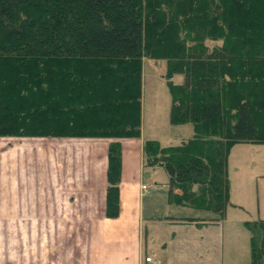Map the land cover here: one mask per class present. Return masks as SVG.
<instances>
[{"label": "trees", "instance_id": "trees-1", "mask_svg": "<svg viewBox=\"0 0 264 264\" xmlns=\"http://www.w3.org/2000/svg\"><path fill=\"white\" fill-rule=\"evenodd\" d=\"M146 58L166 60L171 122L194 128L179 145L144 140L146 161L165 167L171 203L221 218L232 146L264 143V0H0V136L111 139L105 213L117 217ZM245 225L264 264V220Z\"/></svg>", "mask_w": 264, "mask_h": 264}, {"label": "crops", "instance_id": "crops-1", "mask_svg": "<svg viewBox=\"0 0 264 264\" xmlns=\"http://www.w3.org/2000/svg\"><path fill=\"white\" fill-rule=\"evenodd\" d=\"M90 138L98 139L94 144L103 149L104 159L95 157L100 155L96 153L91 158L96 161L95 166L93 163V167H84L87 172L70 174L69 180L77 175L76 180L83 181V187L77 186L78 189L70 183L68 188L60 187V148L56 150L58 159L45 157L46 142L35 145L30 153L31 160L38 161L33 165L37 166L38 176L33 188L32 180L23 174L27 169L22 158L21 164L13 160L0 164L5 175H21L15 179L6 176L3 181L0 178V229L9 233L16 228L20 234H0V264H253L252 234L245 221L264 220V184L252 187L254 179L258 184L264 179V159L256 155L264 149V143L240 142L232 146L228 168L232 163L233 170L239 173L246 165L241 172L248 171V180L244 189L238 191L239 183L236 188L228 169L230 201L223 216L216 218L209 210L188 203H171L169 175L156 182L158 186L153 191L150 184L149 191H143L142 185L147 182L141 174V163L147 162L144 140L125 138L120 214L109 217L105 210L107 150L111 139ZM238 144L245 146L242 157ZM14 156L8 158L15 160ZM62 227L88 230L83 236L62 237L56 232ZM29 228H36V233L30 234ZM49 228L52 235L46 233Z\"/></svg>", "mask_w": 264, "mask_h": 264}, {"label": "rangeland", "instance_id": "rangeland-1", "mask_svg": "<svg viewBox=\"0 0 264 264\" xmlns=\"http://www.w3.org/2000/svg\"><path fill=\"white\" fill-rule=\"evenodd\" d=\"M220 43V41H210L209 44L211 46ZM166 60L165 59H152L146 58L143 61L142 67V82H143V96H142V134L141 137L143 140L153 139L157 140L161 147L170 146V145H179L184 141H187L194 134V128L192 123H177L174 124L171 122V92L169 89L168 81L169 79L165 76L166 73ZM184 76L182 74H175L171 80L176 83L182 82ZM137 139V138H136ZM98 139H92L90 137L83 138H66V137H55V138H40L38 136H28V137H18V136H0V164H6L10 160L19 161L21 164V158L23 165H25V172H23L25 177L31 179V188L35 185V180L38 182L37 176V166L38 163L36 161H32L30 153L34 151L35 145H44L45 147V157H49L50 159H58L56 150L60 148L61 162L60 166V187L62 189L68 188L69 183L72 187L81 186L83 181L76 180L77 175L74 179V176L69 180V176L74 171H79L76 174H79L81 171L87 172L88 169L85 170L84 167H93L96 165V161L92 158V155L99 153V156H103V149L100 148L94 142ZM101 141V140H99ZM102 140L101 142H104ZM46 142V144H45ZM99 142V143H101ZM102 144V143H101ZM126 145V143H125ZM135 145V144H134ZM238 148H241L240 157L244 156L245 146L238 144ZM257 147V146H255ZM244 148V149H243ZM248 150L249 148L246 147ZM96 149L97 152H94ZM98 149V150H97ZM236 149V148H235ZM42 151V150H41ZM126 155H128L127 149ZM15 155L13 158H8L11 155ZM17 155V156H16ZM256 155H260L264 159V149H261L259 153ZM229 156V155H228ZM229 158V157H228ZM102 159H104L102 157ZM242 161L243 159L240 158ZM95 161V162H94ZM141 174L145 181L151 185V190L157 187L158 184L156 182H161L163 177L168 176V173L165 167L157 166L152 167L147 162L141 163ZM14 166V165H13ZM230 174L232 175V181L234 183H239L237 190L244 189L245 183L248 180V171L243 174L244 169H246V165H242V170L237 173L233 170V164L229 163ZM74 168H78L73 170ZM228 168V169H229ZM132 168H129L131 170ZM14 170V169H13ZM70 170V171H69ZM6 172V171H2ZM0 171V178L3 181V178L6 176H10V174L5 175ZM12 176L10 178H20V173L16 175L12 172ZM41 174V173H40ZM40 177V176H39ZM41 179V177H40ZM42 182V181H41ZM145 182V183H147ZM40 183V181H39ZM264 184V179H260L258 184V180L254 179L252 182V187H262ZM78 189V187H77ZM1 213V212H0ZM35 214V213H33ZM32 214L30 213V216ZM0 234L7 235L10 233L13 235H20L16 233V228H13L9 233L4 229H0ZM11 230V229H10ZM86 230L88 229H70L66 227H62L61 229H56V232L59 233L62 237H70L71 235L83 236L86 235ZM36 233V228H29V233ZM46 233L52 235V228L46 229Z\"/></svg>", "mask_w": 264, "mask_h": 264}, {"label": "built area", "instance_id": "built-area-1", "mask_svg": "<svg viewBox=\"0 0 264 264\" xmlns=\"http://www.w3.org/2000/svg\"><path fill=\"white\" fill-rule=\"evenodd\" d=\"M149 184L148 183H144L143 185H142V189H143V191H149ZM146 259L147 260H151V257H146Z\"/></svg>", "mask_w": 264, "mask_h": 264}]
</instances>
